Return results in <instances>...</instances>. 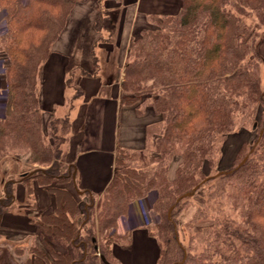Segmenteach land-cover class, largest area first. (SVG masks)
Returning a JSON list of instances; mask_svg holds the SVG:
<instances>
[{"label": "trees", "instance_id": "1", "mask_svg": "<svg viewBox=\"0 0 264 264\" xmlns=\"http://www.w3.org/2000/svg\"><path fill=\"white\" fill-rule=\"evenodd\" d=\"M76 2L0 0L5 12L0 52L7 63L0 158L23 154L31 164L49 166L43 172L36 170L42 185L52 180L64 185L75 176L74 166L64 161L70 122L64 117L59 128L54 109L44 118L39 86L40 73ZM180 4L176 14L146 16L144 28L128 45L120 104L132 107L140 117L149 108L159 119L146 129L152 137L150 152L145 153V147L116 149L113 176L97 215V233L104 246L97 247L96 254L95 228L84 227L93 198L85 191L77 197L63 186L54 187L51 211L36 221L32 237L38 241L26 250H15L16 255L27 253L23 264H103L100 257L113 264L110 243L118 217L151 190L157 193L155 208L162 214L153 229L146 228L158 244L157 264H264V90L259 80L264 59L255 49L264 25V0H180ZM93 55L88 72L74 67L65 81L76 96L83 92L79 77L94 71ZM238 119L256 129L253 141L238 150L231 173L203 182L220 172L204 176L202 167L216 162ZM245 156L244 164L236 168ZM173 160L177 163L170 178ZM186 192L190 196L175 203ZM198 192L200 200H191L194 213L184 225V245L173 217L167 220V210L181 201L189 203ZM5 196L0 207L13 199L11 191Z\"/></svg>", "mask_w": 264, "mask_h": 264}, {"label": "crops", "instance_id": "2", "mask_svg": "<svg viewBox=\"0 0 264 264\" xmlns=\"http://www.w3.org/2000/svg\"><path fill=\"white\" fill-rule=\"evenodd\" d=\"M175 1L77 0L63 32L52 46L43 67L40 95L45 106H51L54 111L67 104V72L73 67L91 69V53L98 59L90 76L79 77L83 92L70 105L71 129L64 149L66 163L74 166L73 184L89 198L103 195L113 176L116 149L128 143L123 139L124 132L130 130L133 139L136 135L128 123L134 126L137 121L131 122L132 119L141 118L132 107L120 104V82L130 39L146 24V16L176 14L181 4L179 0L176 6ZM170 5L173 7L167 10ZM100 19H107V24L112 26L107 37L103 36L102 28L96 27ZM101 38L106 42H101ZM6 65L5 57L0 55V114L6 88ZM73 184L70 182L68 188L71 192ZM16 195L18 199L23 197L18 188ZM51 209L52 205L49 211ZM122 236L123 242L114 244L112 249L119 264H157L158 244L146 228L133 229Z\"/></svg>", "mask_w": 264, "mask_h": 264}, {"label": "rangeland", "instance_id": "3", "mask_svg": "<svg viewBox=\"0 0 264 264\" xmlns=\"http://www.w3.org/2000/svg\"><path fill=\"white\" fill-rule=\"evenodd\" d=\"M175 2H176V6L177 5L179 6V0H176ZM171 7H173V5L168 6L167 10L168 8L170 9ZM107 19L106 20L100 19L101 21L98 20L97 21L98 27L96 23V27L98 29L100 28L103 29V36H105L107 33L110 32L109 29H112V26L107 24L108 21ZM4 23H5V12L3 9L0 8V30L4 26ZM144 26H142L141 28H144ZM109 34H111V32ZM105 37H107V35ZM103 41L106 42V40L101 38V42ZM255 49L257 50L259 56L264 59V25L258 32V37L255 42ZM0 55L5 57L3 52H0ZM89 58L91 59L90 55ZM97 62L98 59L96 58V63ZM72 69L67 72L65 81L66 79H68L69 74H71V72L73 71ZM82 69H84V67H82ZM86 71L88 72L89 70ZM78 72L79 71L77 69L76 71L77 76L80 75V73ZM42 77H43V69L40 73V78L42 82L41 85L39 86L40 98H41L40 94L42 93V84H43ZM259 80H260V87L262 90H264V62H262V64L259 67ZM65 88L67 89V92H69V95L66 97L67 104L55 110L56 112L54 111V118H58L57 120H59V124L57 125L59 128L60 127L62 128L63 126L62 121L64 120V117H66L69 121V108H71L70 105H72L74 100L77 97H79L76 96V91L72 86L70 88L69 87L67 88V86L65 85ZM40 102H41V108H43L42 109L43 116L44 118H46L52 107L51 106L49 107L47 105L45 106V102L42 101V98ZM145 109L146 110L144 112V115L141 118L132 119L131 122H133V120L137 121L135 122L134 126H132L127 122L128 127H130L132 132H135L136 135L134 134L135 137L133 139L132 136L129 134L130 130L129 132L127 131L124 132L123 139L126 140V142L128 143H126L127 145L126 144H123V146L120 145L122 148L130 149V150L132 148L135 150H139V149L143 150V148L145 147L144 148L145 153L150 152L152 148V137H150V134L146 132L147 131L146 129L148 124L157 121L159 117L156 116L151 110H149V108H145ZM260 113H261V109L259 110V113L257 114L256 117V123L258 124L260 123V117H259ZM242 120L243 119L240 120L238 119L236 121V124L233 127L232 131L226 136L225 141L222 142L220 155L216 160V162L210 167L208 166V164L203 165L202 173L204 176L212 174L215 170L218 171L229 170L231 167H233L234 163L237 161L236 156L238 150L240 148L243 149L247 148L248 145L251 143V141H253L256 135V129L251 128L250 124L247 121H242ZM144 126L145 128H143ZM137 130H139V132ZM65 148L66 146L64 145V149ZM27 158L28 156L23 154L15 155L14 158H10L9 156L0 158V202L2 201L6 202L7 196H5V192L9 194V192L11 191L13 195V199L10 200L7 206L0 207V264L24 263V257L26 256L27 253L24 254L20 252L16 255L15 250L18 248L19 249L22 248L26 250V247L30 243L34 241L35 242L38 241V238L36 236L35 237L32 236L37 231L36 221L38 217L41 214L49 211L51 205H53V195L51 194L50 189H53L54 187H62V186L66 189L70 187V182L64 185H59L56 184L53 180L52 182H50V185H42L41 184L43 183L42 179L35 177L38 172L36 170L43 172V170L48 168L49 166L47 167V166H40L38 164H31L27 161ZM176 161L177 160H173L170 163V174H169L170 178L174 176V169L177 163ZM61 169L62 168H60V170ZM28 186H30L31 188L28 189ZM17 188L19 190V195L20 193L21 195H23V197L20 196L19 199L17 198L16 195ZM72 193L74 194V196L78 197L74 188H72ZM200 196L201 193L198 192L194 197L190 198V201L188 200L189 203H186L185 201H181L178 203V205L175 204L174 208L171 211V218L173 217L174 221L176 222V226H177L176 231L178 229L180 234V240L183 242L184 245L186 243V238H187L184 225L191 219L194 213L195 208L193 207L194 204L192 201H194V203L195 202L198 203V200H200ZM101 198L102 196L100 198L97 197L93 198L94 203L91 211L92 214L87 225L84 226L86 230L87 228H91V227L95 228V232H96V235L94 234L96 238L95 245H97L98 248L100 246H104L102 235L97 233V228H98L97 215L99 210V204L102 201ZM156 201H157V193L156 191L151 190L148 191V193H146V195L142 199L133 200L131 202V203L133 202L137 203L138 204L137 207H141L144 209L146 208L147 211H149L148 219L146 214L142 212H138L139 213V215H137L138 219L134 221L137 227H145L148 228V230L153 229L157 221L158 220L160 221L159 216H161L162 214L160 212H157L155 208ZM130 204L126 209L125 214H123L120 217L123 218L125 217L128 218L129 220L133 219V218H129V215L131 213L128 210L132 206ZM25 216L27 218H30L31 220L28 222ZM119 220L121 219H117L115 228L113 229V233H114L113 239L111 240L112 242L110 243L111 251L113 249L114 244L117 243L121 244L123 242L121 241V239L123 238H121L120 236L126 235L132 230L130 228H127V226L125 224H122L121 222L119 224ZM134 223H132L131 226L136 228ZM119 229H122L120 230L121 232L119 231ZM80 232L82 235H84V230H80ZM96 254H98V249L96 251ZM110 256H111L110 259L113 264H119L116 260H114L113 252L112 255L110 254Z\"/></svg>", "mask_w": 264, "mask_h": 264}, {"label": "water", "instance_id": "4", "mask_svg": "<svg viewBox=\"0 0 264 264\" xmlns=\"http://www.w3.org/2000/svg\"><path fill=\"white\" fill-rule=\"evenodd\" d=\"M262 131H263V130L261 129L259 133L261 134ZM260 134H259V135H260ZM246 159H247V156L243 157L242 160L237 164L236 168H239L240 166H242V165L244 164V162L246 161ZM232 171H233V170L220 171V172H218L217 174H215L214 176H209V177L205 178V179L203 180V182L207 181L208 179H210V178H212V177L219 176V175H221V174H228V173H231ZM72 180L74 181V176H73ZM75 189H76V188H75ZM195 189H196V187H194L192 191H194ZM82 193H83L82 191H77V194H78V195H81ZM190 194H191V192H186V193L182 194L181 196H179V197L177 198V200H176L175 203H177L180 199H183V198H186V197L190 196ZM174 206H175V204L172 205V206H170V207L168 208V210H167V214H166V216H167V220H168V221H171V211H172V209L174 208ZM93 241H94V239H93ZM100 260H101V262H102L103 264H110V263L107 262L103 257H100Z\"/></svg>", "mask_w": 264, "mask_h": 264}, {"label": "built area", "instance_id": "5", "mask_svg": "<svg viewBox=\"0 0 264 264\" xmlns=\"http://www.w3.org/2000/svg\"><path fill=\"white\" fill-rule=\"evenodd\" d=\"M128 211L132 214V215L131 214L129 215V218H133V219L129 220L128 218L120 217L119 219H121V220H119V224L121 222L122 224H125L127 226V228L134 229V227H132L131 225H132V223H134V221H136L138 219L137 215H139V213L132 206L129 208ZM141 212L147 215V219L149 218L148 217L149 211H147L146 208L145 209L141 208ZM134 225H135V223H134ZM135 226L137 227V225H135ZM138 226H140V225H138Z\"/></svg>", "mask_w": 264, "mask_h": 264}]
</instances>
